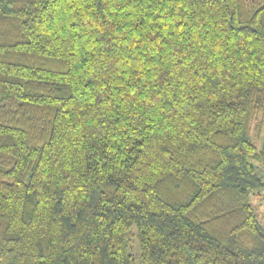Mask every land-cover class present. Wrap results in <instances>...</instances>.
<instances>
[{
  "label": "trees",
  "instance_id": "trees-1",
  "mask_svg": "<svg viewBox=\"0 0 264 264\" xmlns=\"http://www.w3.org/2000/svg\"><path fill=\"white\" fill-rule=\"evenodd\" d=\"M262 193L264 0H0V264H264Z\"/></svg>",
  "mask_w": 264,
  "mask_h": 264
},
{
  "label": "rangeland",
  "instance_id": "rangeland-1",
  "mask_svg": "<svg viewBox=\"0 0 264 264\" xmlns=\"http://www.w3.org/2000/svg\"><path fill=\"white\" fill-rule=\"evenodd\" d=\"M255 133V132H254ZM261 143H258L260 145ZM255 204L258 206L259 211L261 215L264 218V193H262L260 196L254 198Z\"/></svg>",
  "mask_w": 264,
  "mask_h": 264
}]
</instances>
